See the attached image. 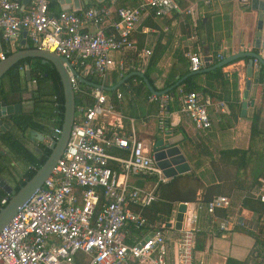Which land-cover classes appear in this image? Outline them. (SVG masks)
<instances>
[{"label":"built area","instance_id":"obj_1","mask_svg":"<svg viewBox=\"0 0 264 264\" xmlns=\"http://www.w3.org/2000/svg\"><path fill=\"white\" fill-rule=\"evenodd\" d=\"M49 4L50 0H32L30 11L21 15L18 1L0 0V41L13 43L25 32V39L35 49L67 59L79 74L103 86L115 67L112 54L133 48L132 34L145 14L165 18L179 11L176 0H143L135 7L117 8L116 20L107 31V8L87 7L53 15ZM150 54L149 50L144 51L145 57ZM5 58L6 53L0 51V61ZM221 58L217 55V59ZM188 61L190 72L201 70L203 61L198 53L189 54ZM253 63L255 68L261 67L256 60ZM67 71L74 95L89 96L93 104L88 108L76 107L66 147L51 175L0 230V264H77L80 255L85 264H168L167 232L175 229L176 212L168 221L154 226L142 212L158 202V196L155 191L129 182L130 178L142 175L165 180L155 165L151 147L145 146L133 130L128 136L109 132L100 121L113 112L105 93L81 84ZM117 71L123 78L128 70L118 64ZM130 71L141 69L136 64ZM133 83L137 81L133 79ZM260 85L264 88V78ZM177 88L172 94L149 97L158 103L160 134L171 133L169 107L174 103H178L195 130H209L210 100L196 91ZM116 98L120 100L122 94L117 93ZM60 132V128L53 129L57 135ZM53 140L52 136H44L43 146L49 149ZM111 148L121 149L126 155H112ZM256 196L264 203V195ZM7 198L1 201L2 205ZM184 204L187 210L178 240V264H192L197 211L204 210L212 216L216 210L227 208L229 201L216 196L197 204L194 211L189 210L188 203ZM231 223L224 221L217 230L226 231ZM213 228L214 224L208 230ZM129 229L145 233L128 244Z\"/></svg>","mask_w":264,"mask_h":264},{"label":"crops","instance_id":"obj_2","mask_svg":"<svg viewBox=\"0 0 264 264\" xmlns=\"http://www.w3.org/2000/svg\"><path fill=\"white\" fill-rule=\"evenodd\" d=\"M16 1L20 3L21 15L30 11L32 0ZM79 1L80 10L97 7L107 8L110 11L104 22V27L108 31L110 23L116 20L117 8L135 7L143 0ZM260 1L264 2V0ZM176 2L179 11L168 17L154 18L151 14L148 17L149 13L143 16L132 34L133 48L112 54L115 67L109 73L106 86L111 88L120 81L117 71L118 64H123L129 74L134 73L130 71L131 66L138 64L141 69L140 73L144 74L149 58L150 78L156 89H162L171 79L177 81V78H184L178 87L186 90V87L182 85L183 82L193 77L190 88L210 100L208 113L211 128L207 131L195 130L190 120L181 113L178 103L170 105L171 136L178 137L177 146L191 168L189 173L172 179L171 214L177 212L181 203H188L189 210L194 211L195 206L203 203L204 200L216 196L228 198V207L216 210L212 216L204 210L197 211L196 222L193 225L197 232L194 235L191 252L192 264H226L228 259L245 264H264L261 246L257 245L255 240L257 238L264 247V203L260 202L256 196L257 193L264 195V175L255 178L253 173L256 163L255 156L249 159L248 155L247 161L245 158L243 160L246 166L239 167L241 163L238 165L235 163L237 158L225 157L223 159L220 155L225 150L246 151L249 148L250 133L256 114H259L261 118L259 128L264 131V88L260 85L264 78V69L262 67L253 68L248 105L242 111L241 102L248 80L246 77L247 59H238L223 67H217L219 62L239 52L264 55L261 48H254L259 12L251 8L252 0H247V2L242 0H176ZM49 6L51 13L62 11L58 0H50ZM69 11L76 10L71 8ZM23 39L22 34V37L13 43L0 41V51L7 53L8 51L14 52L17 47L24 49ZM26 43H29L28 40ZM146 50L151 53L149 57L144 56ZM192 53H198L202 61L205 57L210 58L207 72L188 76L190 72L188 55ZM217 55H221L222 58L217 59ZM204 68L203 62L201 69ZM217 69H221V76L216 72ZM30 80H27V87L29 91H33L36 83ZM112 92L114 91L105 92V95L113 105V112L102 117L101 123L107 127L109 132L116 131L121 136H128L133 130L145 146L151 147L156 137L161 135L157 123V101H150L143 93L136 95L129 94L128 91L121 93L122 98L117 100L116 94L120 93V90ZM252 101L253 105H251ZM18 103L21 104L20 113L28 112L34 106L30 93L23 94ZM9 118L11 117L3 119L4 123L9 126L5 133L10 132L16 136L32 155L40 154L41 151L37 152V149H40L43 143L37 140L31 142L27 138L28 132L33 129L22 133ZM36 120L42 123L43 119L36 118ZM33 131L45 136L40 130ZM5 133L0 132V134ZM52 133L53 131L50 136ZM255 149L264 155L263 145L259 144ZM0 152L4 156L6 165V170L0 174V190L3 185H8L14 190L27 166L23 158L12 154L2 142H0ZM109 153L116 156L126 155L125 151L118 148H111ZM129 182L143 190L156 191L159 180L156 176L142 175L130 178ZM6 197L9 196L6 195ZM4 198H1V201ZM229 220L232 223L228 226V230H217L221 223ZM163 222L158 219L150 223L158 227ZM187 224L188 222L185 228ZM213 224V230L209 231V226ZM144 233L145 230L139 233L129 229L128 241L139 240ZM180 235L181 231L176 229L167 232L169 249L166 261L168 264H178Z\"/></svg>","mask_w":264,"mask_h":264},{"label":"water","instance_id":"obj_3","mask_svg":"<svg viewBox=\"0 0 264 264\" xmlns=\"http://www.w3.org/2000/svg\"><path fill=\"white\" fill-rule=\"evenodd\" d=\"M61 5L62 11H69L71 8L74 10L80 9V1L79 0H58ZM72 5V6H71ZM251 8L259 12L258 22L256 25V40L254 44V48L262 49L264 51V2L260 0H252ZM24 39L22 40V44L24 46L23 50L15 51L6 57L3 61H0V79L18 62L23 59H40L44 62H48L52 65V67L57 72L60 83L62 86L63 92V115L62 122L60 125V134L52 133V137L54 140L49 146L50 154L47 157L46 161L37 169L33 177L28 180L18 191L13 190L8 185H3L2 190L4 193L9 196L6 204L0 208V230L10 221V219L15 215L18 207L24 203L34 192L40 189L45 180L51 175L53 168L55 167L56 162L61 157L69 135L71 131V127L74 123L75 118V95L72 90L69 74L67 69L77 78V80L88 87H92L94 89L103 91V92H111L116 91L125 84V82L132 78L137 77L140 78L145 88L149 91L150 94L155 96H163L165 94L170 93L172 90L180 86L181 82L184 78H177V81L170 87L157 91L155 90L148 79L144 76L143 73L134 72L130 73L123 78L120 79L118 84L109 88L107 86H103L94 82H91L85 78H83L74 68L70 66V63L67 59L56 55L53 52L47 50H37V49H29L28 43H26V33H23ZM250 46V45H249ZM247 59V68H246V77L248 80L246 81V90L243 94V101L241 102V109L244 111L248 105V94L251 86V77L253 75L254 63L256 60L258 64L264 69V55L260 56L253 52H239L235 55H232L226 60H223L217 64V67H223L229 62H233L238 59ZM210 61L209 57H205L203 59L204 69H201L198 72H189L188 76H192L198 73H204L209 70L208 62ZM25 77L29 81L31 78L30 67L26 66L25 68ZM254 102H251L253 105ZM21 112V104L16 103L13 105H7L4 101L0 102V132L5 133L9 126L4 123L3 119L11 117L13 114ZM28 140L31 142H42L44 139V135L37 133L36 131L30 130L27 134ZM178 137L171 136V133L161 134L156 137L155 141L151 144V152L152 157L155 162L156 167L160 170L162 177L165 180H171L179 175H183L189 173L191 168L187 163L185 157L181 153L180 148L177 146ZM40 149H37V152H40ZM187 206L184 203L179 204L176 217H175V229L181 231L183 228L184 214L186 213ZM169 226V224H168Z\"/></svg>","mask_w":264,"mask_h":264},{"label":"trees","instance_id":"obj_4","mask_svg":"<svg viewBox=\"0 0 264 264\" xmlns=\"http://www.w3.org/2000/svg\"><path fill=\"white\" fill-rule=\"evenodd\" d=\"M51 7L49 6V11ZM61 11L52 13L53 15L58 14ZM150 14L148 15V17ZM29 49H35L31 43H28ZM23 47H17L15 51L22 50ZM13 51H8L6 53V57L12 54ZM30 67L31 80L36 81V88L33 91H29L27 87V80L24 75V67ZM150 58L148 60L146 69L144 70V76L148 79L149 83L153 88V81L150 78ZM219 76L222 75L221 69H217ZM129 74V73H127ZM126 74V75H127ZM80 75L94 83H97L93 78L84 75L80 72ZM118 77V76H117ZM121 79V78H119ZM133 79L137 81L136 84L133 83ZM193 77L187 78L182 85L186 87L185 91H194L191 86ZM30 80V81H31ZM176 81L173 79L167 81L162 89H156L157 91H162L170 86H172ZM125 84L127 86L125 87ZM120 86L118 90L120 93H125L126 91H130V94L143 95L146 98H149L151 94L145 88L140 78L132 77L126 81V83ZM178 88H175L170 92V94L175 93ZM116 91L112 92L115 93ZM30 93L31 100L34 103L33 108L25 113H20L16 115H12L9 120H11L14 125L20 130V132L25 133L28 129L40 130L45 136H50L51 131L55 128H60L62 122L63 115V92L62 86L60 83L59 76L52 65L48 62H44L40 59H23L17 64H15L1 79H0V102L4 101L7 105L16 104L21 101V96L23 94ZM105 93V92H104ZM93 104L92 98L85 95H75V107L82 106L84 108H88ZM36 118H41L43 120L42 123L37 122ZM260 115L256 114L254 119V126L250 133V146L246 151L242 150H225L220 153L221 158L225 159V157H235L237 160L235 163L240 166H246L248 157L249 159L255 156L256 163L254 166V175L255 178H259L260 175H264V155L262 152H259L258 149H255L259 144L264 146V131L260 130ZM0 142L7 147V149L17 157H21L24 159L25 164L27 166L25 172L22 174L21 179L16 184L14 190L18 191L28 180H30L37 169L46 161L47 157L50 154V150L45 148L43 145L40 146V154L32 155L29 153L20 141L11 134L7 132L5 134H0ZM249 155V156H248ZM248 156V157H247ZM6 170L5 159L0 152V174ZM153 177V176H151ZM174 179V178H173ZM172 182L171 179L167 183H163L161 181L158 182V187L155 191V194L158 196V202L152 204L151 206L145 208L143 210V215L149 222H154L158 219L163 221H168L171 214V197L170 193L172 191ZM6 198V194L4 191L0 190V201L1 198ZM9 197L7 198V200ZM209 200L202 201L206 203ZM7 202V201H6ZM190 202V201H184ZM2 204L0 203V208H2ZM256 244L261 246L262 257L264 258V247L262 244L255 238ZM128 244H132V241H128ZM77 264H85L83 262V256H78L76 259ZM226 264H245L239 263L234 260H227Z\"/></svg>","mask_w":264,"mask_h":264}]
</instances>
